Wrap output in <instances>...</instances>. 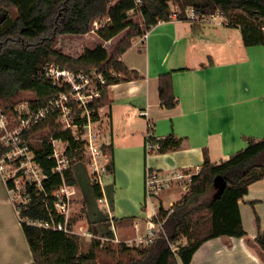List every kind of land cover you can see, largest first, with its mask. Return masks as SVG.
<instances>
[{
	"label": "trees",
	"instance_id": "16d2710c",
	"mask_svg": "<svg viewBox=\"0 0 264 264\" xmlns=\"http://www.w3.org/2000/svg\"><path fill=\"white\" fill-rule=\"evenodd\" d=\"M190 8L202 17L222 15L227 26L240 29L244 46H264V0H0V108L11 117L20 102L43 106L57 96L62 89L52 86L41 74L42 68L50 63L74 72L100 69L105 72L108 84H114L121 74L130 75L120 57L133 40L159 22L169 21L173 14L188 20L186 12ZM136 15L142 16L141 24L135 22ZM96 23L97 29L93 28ZM91 31L96 32L100 42L94 48L84 47L77 58L53 47L61 36H83ZM121 34L123 38L110 54L104 43ZM158 91L163 107H176L172 73L160 76ZM22 93L31 97L22 99ZM108 93L90 105L95 122L100 118V109L110 102ZM84 121L80 119L82 124ZM22 137L46 175L43 189L28 187V202L18 207L33 256L31 264H177L178 260L191 264L195 253L209 240L247 236L240 201L253 183L264 178V139L244 137L248 146L218 164L211 163L205 154L200 175L173 205L159 237L143 248L120 244L119 260L114 263L100 259L107 247L108 253L112 249L98 239L92 240L85 251L81 250V236L39 226V223L64 222V216L55 208V192L64 182L71 187L76 185L73 166L86 159L83 142L76 140L70 131H63L54 118L33 125ZM52 139L70 144L67 155L71 163L63 176L56 172L57 163L50 158ZM154 141L160 153L176 149L181 143L173 136L158 141L154 138ZM103 151L109 160L107 171L114 172L112 145L103 146ZM94 188L96 195L101 196L100 187L96 184ZM167 213L161 207L160 214ZM72 226L70 223L69 227ZM253 244L264 260V232H259ZM172 246L177 248L176 253ZM131 251L139 258L125 263L120 257Z\"/></svg>",
	"mask_w": 264,
	"mask_h": 264
},
{
	"label": "crops",
	"instance_id": "0c3cea01",
	"mask_svg": "<svg viewBox=\"0 0 264 264\" xmlns=\"http://www.w3.org/2000/svg\"><path fill=\"white\" fill-rule=\"evenodd\" d=\"M148 32L147 41L134 39L120 57L130 75L121 74L111 85L110 102L100 109L97 121L105 126L102 143L113 147L114 172H121L128 185L134 183L139 199L143 191L145 198L146 166L161 173L202 170L205 154L218 164L248 146L244 137L264 139V46H244L240 29L225 22L192 23L175 14ZM122 38L119 35L110 42L118 39V44ZM166 73L173 74L177 98L173 109L163 107L158 91L159 78ZM149 129L156 141L173 136L181 141L180 146L147 158ZM78 186L77 180L72 190L74 211L79 215L74 218L71 212L72 227L96 238L117 237L122 243L107 244L113 248L148 233L156 208L150 212L151 218L144 216L147 205L132 215L122 214L102 186L101 196L96 198L103 200L99 202L104 204V214L95 212L94 206L84 212L82 196L74 193ZM176 193L181 191L174 189L157 200L168 209L178 202L165 205ZM8 196L0 176V264H31L32 252ZM240 212L247 236L209 240L191 264H264L253 244L259 232H264V178L250 186L240 201ZM142 229L145 233L140 234ZM84 240L81 250L87 251L94 239Z\"/></svg>",
	"mask_w": 264,
	"mask_h": 264
},
{
	"label": "built area",
	"instance_id": "2783aa9c",
	"mask_svg": "<svg viewBox=\"0 0 264 264\" xmlns=\"http://www.w3.org/2000/svg\"><path fill=\"white\" fill-rule=\"evenodd\" d=\"M186 14L188 21L199 24H214L216 23L215 16L219 15L202 17L193 8L188 9ZM97 28L98 24L96 23L95 29ZM148 31L140 37L141 42L147 41ZM41 74L52 86L62 89L57 96L43 106L33 105L30 101L20 102L14 107V113L11 117L0 108V176L17 212L20 204L28 202V187L35 186L37 189H43V180L46 179V175L35 161L29 143L22 136L33 125L46 119L54 118L63 131H70L76 140L83 142L88 163L93 173V181L100 188L103 186L102 176L107 172L108 163H102L103 159H107V157L103 152L104 144L100 142L99 132L96 128L98 122L93 121L90 110V105L101 99L102 95L111 87L107 82L105 72L100 69H95L89 73L74 72L62 68L56 63H50L42 68ZM80 119H85L83 124ZM51 145L53 154L50 158L57 163L56 172L63 176L64 171L70 167L71 163L67 155L70 144L62 139H52ZM157 150L158 145L154 141L151 129H149L145 141L146 157L149 158L154 155ZM201 171V169L195 171L172 170L161 173L146 166L145 200L154 203L153 200L159 199L163 193L174 189H181L183 193H186ZM55 196V208L60 215L64 216V222L39 223V226L52 227L64 233L82 235L85 238L100 239L103 245L122 243L117 237L96 238L91 233H77L72 230L69 227L73 205L72 187L64 182L60 189L55 192ZM99 201L102 202L103 200L99 199ZM173 205L168 209L164 208L168 211L166 215L160 214L162 204L157 206L149 223L148 233L143 237H136L123 243L136 248L153 244L161 234L168 216L173 212ZM172 250L176 253L177 248L172 246Z\"/></svg>",
	"mask_w": 264,
	"mask_h": 264
},
{
	"label": "rangeland",
	"instance_id": "374dc122",
	"mask_svg": "<svg viewBox=\"0 0 264 264\" xmlns=\"http://www.w3.org/2000/svg\"><path fill=\"white\" fill-rule=\"evenodd\" d=\"M118 0H114V2H117ZM173 9L174 5L172 6ZM135 22L137 23H141L142 22V16L141 15H136L135 16ZM215 22L217 24L221 23V22H227V19L223 18L222 16L218 15L215 16ZM95 26L93 25V28ZM122 36V35H120ZM120 37H118L119 39ZM117 40H114L113 42H108L105 43V46L108 48L109 52L112 53L115 49V46L118 42ZM100 42V39L98 37V35L96 34L95 31H91L90 33H88L87 35H83V36H72V35H67V36H61L58 40L57 43L54 44V48H56L58 51H60L61 53L70 55L72 57H79L81 55V53L84 50V47H89V48H94L98 43ZM31 97V94H27V93H22L21 97L22 99H28ZM96 128L99 132V136H100V142H104L105 139V126H103V123L100 121L99 123L96 124ZM104 128V129H103ZM109 135V134H108ZM87 159V156H86ZM83 160V161H79L77 162L74 166H73V174L74 177L76 176V183L78 180V188L75 189V192L77 195H81L82 196V204L85 205V209L84 212H86L88 209L92 208L94 206V211L99 213L100 215H103V207L104 204L100 203L99 201H97L98 199L96 198V190L94 188V186L96 185V183L93 181V176H92V171H91V166L88 163L87 160ZM109 161L108 158L107 159H103L102 163L104 164L105 162ZM123 168H127V167H123ZM124 169V170H125ZM128 169V168H127ZM125 172V171H124ZM130 174L132 175V173L130 172ZM102 184L106 189V192L108 193V196L111 198L112 202H114V206H116V210L122 214H130L132 215L134 210L141 209L140 207L145 206L146 204L148 205L147 210L144 209V216H146L145 214L149 215L150 217V212L152 213L153 209L156 208V205L159 206L160 202L158 200H153V202H150V200H146L145 202V198H144V191H143V196L141 199H139V195L136 191V189L134 188V183L131 182L129 185L127 184V182H125L123 175L121 172H105V174H103L102 176ZM181 191V189H179ZM181 193H183V191H181ZM181 193H176L175 196L171 197L169 200H167L165 202V205L168 206L169 202L171 201H179L182 197ZM167 194V192L163 193L162 195L165 196ZM185 194V193H184ZM161 195V196H162ZM7 200L9 203H12L11 201V197H7ZM74 200V197H73ZM73 204V203H72ZM76 204H78V202H76ZM12 204H10L11 206ZM141 205V206H140ZM152 205V206H151ZM77 206L76 205H72V217L76 218L75 215H79L77 214L74 210H76ZM120 209V210H119ZM18 213V212H17ZM81 214V211H80ZM74 215V216H73ZM19 216V215H18ZM19 222H21L20 217L18 218ZM72 230H74L77 233H81V231L78 228L72 227ZM145 233L143 231V229L140 231V234ZM131 236V235H129ZM81 239H82V244L85 243V238L84 236L81 235ZM89 239V238H87ZM185 241H183L181 244H184ZM110 249H112L111 253H108L107 249H105L101 254H100V259H102V261L105 262H117L119 260L118 258V254H117V247H112L110 246ZM85 249V247H83ZM143 248V247H140ZM115 251V252H113ZM125 263H130V259H133L134 261H136V259L139 258V255L134 252L131 251L130 254H126V255H122L120 257ZM133 263H136L134 262Z\"/></svg>",
	"mask_w": 264,
	"mask_h": 264
}]
</instances>
